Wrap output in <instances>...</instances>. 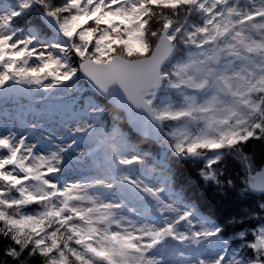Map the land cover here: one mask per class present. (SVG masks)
<instances>
[{
	"label": "snow or ice",
	"instance_id": "obj_1",
	"mask_svg": "<svg viewBox=\"0 0 264 264\" xmlns=\"http://www.w3.org/2000/svg\"><path fill=\"white\" fill-rule=\"evenodd\" d=\"M0 264H264V0H0Z\"/></svg>",
	"mask_w": 264,
	"mask_h": 264
}]
</instances>
